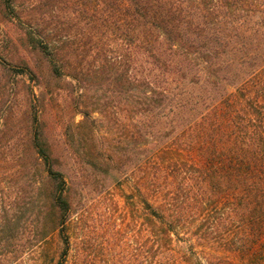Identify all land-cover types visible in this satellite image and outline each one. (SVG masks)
I'll return each instance as SVG.
<instances>
[{"label": "trees", "instance_id": "1", "mask_svg": "<svg viewBox=\"0 0 264 264\" xmlns=\"http://www.w3.org/2000/svg\"><path fill=\"white\" fill-rule=\"evenodd\" d=\"M80 13L87 25L75 50L92 54V74L119 81L126 136L136 132L143 142L128 153L142 177L136 264H168L172 234L191 209L207 211L202 222L213 233L219 224L249 231L235 244L254 238L264 223V0H81ZM50 61L56 75L80 78L79 64L71 72ZM41 138L30 137L28 154L45 196L30 214L25 242L16 226L6 236L0 225V264H15L55 232L63 247L54 264H66L68 186ZM168 141L176 148L169 161L151 163L150 146Z\"/></svg>", "mask_w": 264, "mask_h": 264}, {"label": "rangeland", "instance_id": "2", "mask_svg": "<svg viewBox=\"0 0 264 264\" xmlns=\"http://www.w3.org/2000/svg\"><path fill=\"white\" fill-rule=\"evenodd\" d=\"M80 1L10 0L6 5L0 0V225L6 236L16 226L20 243L25 242L30 214L37 212V198L43 200L46 191L28 154L34 145L30 137L41 134L42 146L68 186L66 264H136L142 177L131 170L128 153L143 142L136 132L130 140L126 136L119 81L110 73L92 74V54L75 50L87 25ZM50 60L65 62L71 72L79 64L80 78L56 75ZM172 146V141L150 146L151 163L169 161ZM158 148L161 154L154 153ZM180 152L184 160L191 159ZM206 213H186L166 249L168 264H264V223L254 238L238 245L233 239L249 231L232 227L227 232L219 224L221 232L213 233L202 222ZM212 215L211 221L220 217ZM3 244L10 250L12 239L6 237ZM62 247L55 232L31 252H22L15 264H54Z\"/></svg>", "mask_w": 264, "mask_h": 264}]
</instances>
